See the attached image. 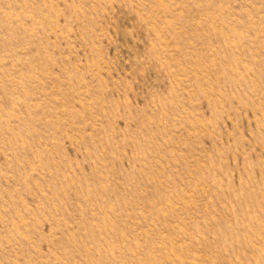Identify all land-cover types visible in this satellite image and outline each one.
I'll list each match as a JSON object with an SVG mask.
<instances>
[{"label": "rangeland", "instance_id": "rangeland-1", "mask_svg": "<svg viewBox=\"0 0 264 264\" xmlns=\"http://www.w3.org/2000/svg\"><path fill=\"white\" fill-rule=\"evenodd\" d=\"M0 264H264V0H0Z\"/></svg>", "mask_w": 264, "mask_h": 264}]
</instances>
